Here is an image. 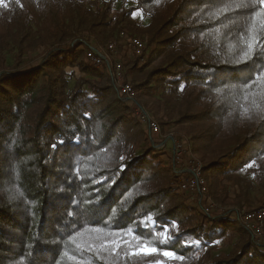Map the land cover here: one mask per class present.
I'll list each match as a JSON object with an SVG mask.
<instances>
[{
  "label": "trees",
  "instance_id": "trees-1",
  "mask_svg": "<svg viewBox=\"0 0 264 264\" xmlns=\"http://www.w3.org/2000/svg\"><path fill=\"white\" fill-rule=\"evenodd\" d=\"M115 11L147 16L133 31L148 32L168 60L146 79L135 64L131 83L141 96L180 102L193 140L221 150L206 167L234 182L235 198L227 186L218 200L236 208L213 216L188 205L161 141L133 117L109 69L84 60L93 41L113 36ZM240 171L250 189L264 188L260 0L0 4V264H264V242L241 222ZM165 226L168 245L159 243Z\"/></svg>",
  "mask_w": 264,
  "mask_h": 264
},
{
  "label": "rangeland",
  "instance_id": "rangeland-1",
  "mask_svg": "<svg viewBox=\"0 0 264 264\" xmlns=\"http://www.w3.org/2000/svg\"><path fill=\"white\" fill-rule=\"evenodd\" d=\"M114 15L118 17V20L116 21V23L112 21L113 36L109 38V40L106 39V41H93L92 45L89 47L102 46L101 48H104V46L116 36V34L118 33L117 31L118 27L119 30L126 29L127 31L134 33V31L135 32L139 31L138 30L139 26H144V24L148 23L147 16H144L140 13H136V15H134V18L131 17L130 20L129 19L122 20L120 11L113 12L111 18ZM79 22H80L79 20H75L74 27L76 29H79L81 27ZM136 35L147 39V48L144 52V56L142 58H139V63H137L138 60L136 57L130 55L123 56L124 75L126 74L125 80L128 82L133 81L134 72H131V68L135 64H137L138 70L141 69V72H135L136 76L138 78L146 79L149 75V72L152 69H154L158 65L164 64L168 60V53L161 52L160 49L155 44H152L151 46L149 45L148 32H143ZM41 52L42 50H39L36 53L27 55L26 58H32V57L35 58L37 56L39 57V55L42 54ZM83 58L88 64L92 66V63L87 59L86 51L83 54ZM12 62H13V58L11 55L8 64L11 65ZM103 68L104 67H102V69ZM112 84L116 87L119 93V90L115 84V81L113 80V77H112ZM138 92L139 94L136 100L129 99L130 101H128L129 102L128 104H130L131 106L130 110L132 112L133 117L140 122V126L143 127L145 130H147L149 133H150L149 125L144 119H142V116L146 114L152 120L158 122L160 126V132L158 134H154L155 136L154 138L156 141L159 140L161 141L160 142L161 145H159L158 147L166 151V153L162 157L163 163L166 164L173 173L180 174L179 171L182 169V167H186V168L189 167L188 161L190 162L193 159L200 160V162L204 163L203 175L208 182V190H209L208 195L211 201L214 202L213 205L215 206L213 208L214 210L211 212L212 215L216 216L222 214L226 208H236V206L233 204L224 206L218 200L219 198H221L223 192H226L227 186L228 187L230 186V197L235 198V193L233 190L234 182L228 181L226 179L225 173H222L214 168H207L210 164L218 160V158L222 154L221 150L214 149L215 151H213V150L202 149L200 148L199 144L193 140L194 134L190 132L192 123L181 122L183 107L180 102H178L177 100L172 101L169 98V96H167L164 92L161 94V91L158 95H156L155 93L152 94L151 97L141 96L140 91ZM168 119L173 122V125L167 130H164L161 127V121ZM174 140L183 141L186 147L183 162L181 163L175 161ZM238 174L243 179L241 187L242 190H244L243 203L246 204L245 207L243 208V211L240 214L241 217L244 211H249L255 208L264 207V205L260 204L261 199L263 198L264 188L260 187V185L259 186L255 185L253 189H250L249 176L246 175L244 171H240L238 172ZM178 179L179 181L176 184V186L178 188L179 193L184 197L187 204L194 205L197 207V209L203 210L202 206L199 204V199H201L202 196L182 190L180 188V183L183 180V175L178 177ZM202 199L204 202L205 201L204 198ZM261 242H264V236Z\"/></svg>",
  "mask_w": 264,
  "mask_h": 264
},
{
  "label": "built area",
  "instance_id": "built-area-1",
  "mask_svg": "<svg viewBox=\"0 0 264 264\" xmlns=\"http://www.w3.org/2000/svg\"><path fill=\"white\" fill-rule=\"evenodd\" d=\"M117 16L112 17V21L116 23ZM116 36L111 39L104 48L88 47L86 50L87 59L96 67H106L112 74L113 80L121 95L128 97L131 100L138 98V90L131 82L125 80L123 56L130 55L133 57H143L147 48V39L133 34L126 29L119 30ZM153 134L160 132V126L157 121L152 120L149 116L144 114L142 116ZM174 156L175 161L183 162L186 147L183 141L174 140ZM189 167H182L179 171L183 175V180L180 183V188L189 193H195L203 199H199V204L202 206L204 212L211 213L214 205L208 195V182L203 175L204 163L200 160L193 159L188 161ZM241 221L244 226L252 232L256 240L261 242L264 236V207L255 208L249 211H244L241 215Z\"/></svg>",
  "mask_w": 264,
  "mask_h": 264
},
{
  "label": "snow or ice",
  "instance_id": "snow-or-ice-1",
  "mask_svg": "<svg viewBox=\"0 0 264 264\" xmlns=\"http://www.w3.org/2000/svg\"><path fill=\"white\" fill-rule=\"evenodd\" d=\"M4 2H5V0H0V4H3ZM260 3L261 4H264V0H260ZM237 7H240V5H237ZM224 11H228V9L225 8ZM257 43H259V41H257ZM248 58L251 59V57H248ZM78 139L79 138H77V141H78ZM58 143L63 144V141H58ZM55 147H56V145H53V148H55ZM248 166L251 167L252 164L250 163ZM166 231H167V229H166V226H165V233H160L159 234V243H161L163 245H168L169 244V241H171V240L174 239V237H171V236L167 235L166 234ZM195 243L196 244H199V241H196ZM143 251H145L146 253H155V252L158 251V249L157 248H154V247H149L147 245H144L143 246ZM163 255L164 256H168V257L178 258L180 260H183L184 259L183 257H176L175 252H172V251H164L163 252Z\"/></svg>",
  "mask_w": 264,
  "mask_h": 264
}]
</instances>
